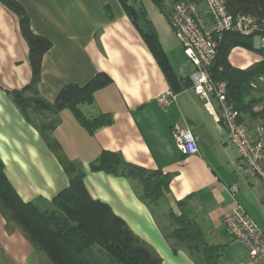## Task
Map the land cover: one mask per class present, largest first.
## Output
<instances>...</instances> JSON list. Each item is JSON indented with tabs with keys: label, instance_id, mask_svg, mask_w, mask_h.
I'll list each match as a JSON object with an SVG mask.
<instances>
[{
	"label": "crops",
	"instance_id": "crops-1",
	"mask_svg": "<svg viewBox=\"0 0 264 264\" xmlns=\"http://www.w3.org/2000/svg\"><path fill=\"white\" fill-rule=\"evenodd\" d=\"M13 1L26 12L32 33L52 44L42 61L38 88L43 99L54 103L64 86H85L101 72L112 79L95 93L92 103L79 106L87 119L109 114V126L91 134L65 110L52 133L62 154L81 165L89 195L108 205L162 264H209L202 255L173 250L134 181L122 174L94 172L91 165L111 152L134 166L161 171L171 177L168 210L180 215L177 203L186 201L182 212L198 223L209 245L220 249L218 264H264L254 261L223 225L224 215L239 205L264 234V186L258 177L245 173L218 105L209 109L194 93L193 69L170 26L165 0L163 6L154 0H129L137 22L119 0ZM148 23L175 78L169 79L145 41L144 35L151 32ZM254 47L261 50L255 42ZM29 51L18 15L0 2V159L23 202L47 212L70 181L56 153L10 95L32 81ZM228 61L235 69L247 70L263 62L264 55L236 47ZM261 84L264 87V78ZM169 92L176 95V102L165 108L157 99ZM263 108L257 105L253 113ZM242 122L253 139L264 132V117L246 115ZM175 126L193 132L197 155L186 156L179 150L172 135ZM235 185L239 192L233 197L230 188ZM0 264H45L18 228H7L1 213Z\"/></svg>",
	"mask_w": 264,
	"mask_h": 264
},
{
	"label": "trees",
	"instance_id": "trees-1",
	"mask_svg": "<svg viewBox=\"0 0 264 264\" xmlns=\"http://www.w3.org/2000/svg\"><path fill=\"white\" fill-rule=\"evenodd\" d=\"M119 1L128 15L137 22L134 9L128 5L129 0ZM154 1L163 6V0ZM0 2L19 17L23 37L30 48L29 59L33 75L28 86L10 92V95L29 124L40 132L56 153L70 181L69 188L53 200V208L40 212L33 204L23 202L8 181L0 159V213L7 222V228H18L37 252L46 255L51 264H162V259L136 236L108 205L94 200L89 195L83 182L85 174L81 165L63 155L59 143L52 138V133L60 124L59 115L65 110H70L91 134L109 126L112 123L109 114L93 120L87 119L79 110V106L92 103L95 93L110 85L112 79L108 74L101 72L85 86L75 83L64 86L54 103L43 99L38 88L41 82L42 61L52 44L32 33L29 18L21 6L13 0ZM228 9L231 14L264 16V0H229ZM148 26L151 32L144 35L145 41L169 79L175 78L150 23ZM254 40V37L225 34L212 68L215 81L228 83V102L239 112L238 121L241 124L246 115L254 118L264 117V108L259 114L253 113L255 106L264 105V87L261 84V79L264 78V61L247 70H238L229 64L228 56L236 47L264 55V50L255 49ZM255 92L260 97L255 96ZM91 170L122 174L134 181L140 190L141 199L148 204L175 252L183 250L192 257L202 255L209 264H218L220 249L209 245L204 240L198 223L182 212L186 201L177 203L181 210L180 215L171 208L167 210L164 214L167 225L162 226L160 218L156 216L154 207H160L162 202L167 201L170 176L161 171H149L134 166L120 155L111 152H104L91 165ZM96 249L102 251L101 254H105L106 259H101Z\"/></svg>",
	"mask_w": 264,
	"mask_h": 264
},
{
	"label": "built area",
	"instance_id": "built-area-1",
	"mask_svg": "<svg viewBox=\"0 0 264 264\" xmlns=\"http://www.w3.org/2000/svg\"><path fill=\"white\" fill-rule=\"evenodd\" d=\"M202 2L204 11L193 0L175 3L169 17L170 26L192 66L194 93L206 102L209 109H214L215 103L218 105L229 141L243 161L245 173L258 177L264 186V132L261 131L257 140L251 137L247 127L239 123L238 111L228 102V83L215 81L212 73L219 45L227 33L247 38L257 37L260 48L264 50V16L231 14L228 9L229 0ZM157 100L166 108L176 102V95L169 92ZM172 135L184 155L199 153L197 138L188 127L175 126ZM230 192L235 197L239 187L232 186ZM223 225L226 232L247 249L254 261H264V234L241 206L237 205L224 215Z\"/></svg>",
	"mask_w": 264,
	"mask_h": 264
},
{
	"label": "rangeland",
	"instance_id": "rangeland-1",
	"mask_svg": "<svg viewBox=\"0 0 264 264\" xmlns=\"http://www.w3.org/2000/svg\"><path fill=\"white\" fill-rule=\"evenodd\" d=\"M181 1V0H180ZM196 4H198V6L201 8H204V5H203V2H202V0H193ZM175 3H177L175 0H165V10L166 11H168V17H170L171 15H172V13H173V9H174V6H175ZM156 10H158V9H156ZM159 12V11H158ZM136 14V13H135ZM136 19H138V15L136 14ZM164 18V23L166 24V18L165 17H163ZM254 42H255V44H257V45H259V39L256 37L255 38V40H254ZM254 95L255 96H257V97H260V95L258 94V93H254ZM60 118V117H59ZM57 127H59V125L57 126ZM154 209H155V213H156V216L157 217H159L160 218V220H161V225L163 226V225H167L168 224V221H166V219L164 218L165 217V215L164 214H166V212H167V210H168V205L166 204V202L164 201V202H162L161 203V205H160V207H154ZM97 250V253H98V255H99V257L101 258V259H106L105 258V254H101L102 253V251L100 252L98 249H96ZM38 253L39 254H41V256H42V259H43V262L45 263V264H51L50 263V261L48 260V258L46 257V255L44 254V253H42V252H40V251H38ZM219 263V262H218Z\"/></svg>",
	"mask_w": 264,
	"mask_h": 264
}]
</instances>
